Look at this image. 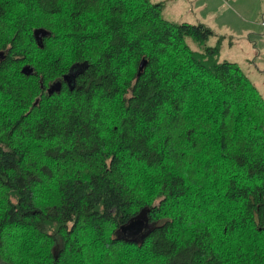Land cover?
Masks as SVG:
<instances>
[{
  "label": "trees",
  "instance_id": "16d2710c",
  "mask_svg": "<svg viewBox=\"0 0 264 264\" xmlns=\"http://www.w3.org/2000/svg\"><path fill=\"white\" fill-rule=\"evenodd\" d=\"M162 9L0 0V264H264V98Z\"/></svg>",
  "mask_w": 264,
  "mask_h": 264
},
{
  "label": "rangeland",
  "instance_id": "374dc122",
  "mask_svg": "<svg viewBox=\"0 0 264 264\" xmlns=\"http://www.w3.org/2000/svg\"><path fill=\"white\" fill-rule=\"evenodd\" d=\"M162 2V16L172 22L202 23L220 40L218 59L237 62L264 98V0H151ZM187 44L199 45L191 37ZM36 103V102H35Z\"/></svg>",
  "mask_w": 264,
  "mask_h": 264
},
{
  "label": "water",
  "instance_id": "95a60500",
  "mask_svg": "<svg viewBox=\"0 0 264 264\" xmlns=\"http://www.w3.org/2000/svg\"><path fill=\"white\" fill-rule=\"evenodd\" d=\"M35 35H36V39L38 40L41 38L40 35L47 36L49 35V32L36 31ZM143 66H144V61L142 60V62L139 65L138 73L141 72ZM148 228H149V221L146 217V214L140 212L137 216L130 219L127 223L121 225L117 230V235L121 239L136 242L143 239L146 236V234L148 233L147 231Z\"/></svg>",
  "mask_w": 264,
  "mask_h": 264
}]
</instances>
